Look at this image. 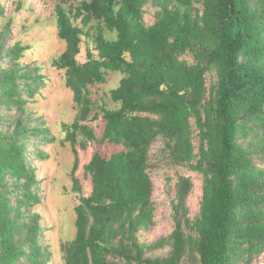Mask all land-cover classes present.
Returning a JSON list of instances; mask_svg holds the SVG:
<instances>
[{"label":"trees","instance_id":"1","mask_svg":"<svg viewBox=\"0 0 264 264\" xmlns=\"http://www.w3.org/2000/svg\"><path fill=\"white\" fill-rule=\"evenodd\" d=\"M2 1L0 264L264 260V0H60L53 23L64 47L47 63L27 62L34 46L10 41L25 0ZM109 73L121 77L100 97ZM52 74L75 111L57 125L63 137L39 109ZM89 144L85 196L78 149ZM102 145L120 149L106 155ZM57 146L73 157L74 205L62 215L73 232L53 244V226L36 210L47 197L40 183L49 181L36 162ZM159 170L172 230L146 242ZM189 173L202 183L195 217Z\"/></svg>","mask_w":264,"mask_h":264},{"label":"rangeland","instance_id":"2","mask_svg":"<svg viewBox=\"0 0 264 264\" xmlns=\"http://www.w3.org/2000/svg\"><path fill=\"white\" fill-rule=\"evenodd\" d=\"M2 3L4 1L0 0ZM14 1V0H10ZM73 2V0H69ZM60 0H25L23 9L16 15V24L13 26L10 41L21 40L24 44L33 45L35 50L29 55L27 62L38 60L48 62L50 58L58 54L64 47L55 35V27L53 23V9L56 3ZM9 9V8H8ZM145 23L151 25L154 22V16L151 11L145 13ZM86 59L85 45H82L79 60L82 62ZM107 83L96 89V94L100 97L110 89L116 87L120 75L118 73H109L107 75ZM52 83H49V90L45 93L48 99L42 100L39 98V109L45 114V118L50 126L55 129V134L58 137H63V134L58 130V124L61 121L70 123L74 117V109L72 104V95L66 89H61L57 75H51ZM45 90V89H44ZM94 93V88L92 89ZM158 147L154 148V151ZM94 145L89 144L85 150L78 149L79 168L77 176L82 180L83 194L86 196L90 192L89 182L82 178V166L86 164L92 153ZM120 148L112 145H102L99 147L101 153L109 155ZM46 151L51 154L47 161H38L39 171L38 176L41 179L42 175L49 178L48 183H40L46 189V199L42 206L36 208L42 214V221L45 226H53L54 231L47 233L51 243L55 244L60 237L72 236V227L65 225L66 218L62 215L68 213V218L71 216V208L74 205L72 195L69 189L72 184L69 180V172L72 168L73 157L68 148L57 146L55 148H46ZM194 178L193 192L189 198L190 212L193 217L199 213L200 202L202 199V183L200 177L194 173H189ZM152 181L155 185L153 198L158 205L156 213V227L153 232L146 234L142 241L151 242L158 238L168 235L172 230V223L169 219V203L162 192L163 178L159 171L151 174ZM259 264H264L261 259Z\"/></svg>","mask_w":264,"mask_h":264}]
</instances>
